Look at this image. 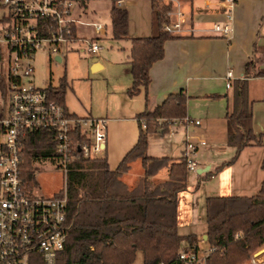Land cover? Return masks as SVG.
Here are the masks:
<instances>
[{"label": "trees", "instance_id": "trees-1", "mask_svg": "<svg viewBox=\"0 0 264 264\" xmlns=\"http://www.w3.org/2000/svg\"><path fill=\"white\" fill-rule=\"evenodd\" d=\"M0 0V4H1ZM112 1L111 36L121 40L128 36V12ZM152 12L153 34L132 38L128 65L132 78L127 90L132 97L144 91L145 109L136 115L139 134L135 145L115 169L105 156L72 161L66 174V218L68 231L56 264H132L138 252L141 264H184L177 260L182 242L196 245V235L178 233L177 196L187 191L188 171L184 158L147 156L148 136L166 133L175 119L187 116V96L183 90L170 94L159 105L148 108L147 87L152 64L163 58L164 42L174 38L162 30L169 19L162 0H148ZM257 62L246 64L242 78L231 82L230 106L226 117L233 129L227 144L235 147L234 156L218 167V172L233 164L249 146L264 147V133L252 128V101L248 80L264 75ZM66 78L57 87H49L54 100L64 106ZM74 116V115H73ZM56 156L54 131L39 130L23 141L21 175L28 187L37 185L35 174L40 164ZM140 159L143 175L133 187L121 177L130 163ZM168 168V178L153 184L151 177ZM264 173V153L261 161ZM214 173H206L208 179ZM206 243L215 249L208 264H241L264 245V176L254 196H209L205 199ZM239 233L240 237H235Z\"/></svg>", "mask_w": 264, "mask_h": 264}, {"label": "built area", "instance_id": "built-area-1", "mask_svg": "<svg viewBox=\"0 0 264 264\" xmlns=\"http://www.w3.org/2000/svg\"><path fill=\"white\" fill-rule=\"evenodd\" d=\"M86 1L2 0L0 4L4 10L0 17V264H56L68 231V165L81 158L104 157L107 119L68 114L52 98L51 86L38 87L32 82L33 62L39 52H46L56 62H61L74 47L91 57L98 54V41L106 35V25L91 23L96 35L90 39L75 33L74 10L85 6ZM124 1L134 0H117L115 5L121 7ZM226 2L232 8L236 0ZM160 7L166 8L169 19L162 30L174 38L179 36L189 22L180 0H162ZM226 17L231 20L229 14ZM213 29L223 36L231 31L229 25H215ZM225 79L226 88H230L231 71ZM174 123L186 128L181 156L187 171L196 174L197 151L207 141L202 133L191 134L188 127L200 126V121L186 116L173 120L170 126ZM39 130L55 133L56 156L44 163L62 173L64 182L60 190L48 196L37 195V185L28 187L21 175L23 141ZM214 249L208 244L185 243L176 257L184 264H208ZM241 264H264V249Z\"/></svg>", "mask_w": 264, "mask_h": 264}, {"label": "crops", "instance_id": "crops-1", "mask_svg": "<svg viewBox=\"0 0 264 264\" xmlns=\"http://www.w3.org/2000/svg\"><path fill=\"white\" fill-rule=\"evenodd\" d=\"M143 2L134 0L126 3L129 37L124 39L127 48L123 47L120 55H112L113 59L105 63L98 54L92 56L91 63L88 65L92 72L105 70L107 66L121 71L123 79L117 81V85L107 83L108 98L116 102L115 107L108 106L104 112L94 116L96 113L93 114L91 106L88 110L84 108V111L76 113L64 102V108L68 114L107 119L104 156L112 170L135 145L139 134L136 115L145 109L144 91L132 97L127 94L132 83L128 65L130 40L137 37H149L153 34L151 5L148 0L147 3ZM180 4L189 15V22L183 25V32L179 36L164 42L163 58L154 62L149 70L148 108L161 104L168 95L183 90L187 96V117L200 121V126H190L188 131L195 136L202 133L207 143L200 146L203 147L200 155V147L197 151L199 165L195 180L189 184L187 178V191L180 192L177 196V221L179 235H196L199 238L196 245L204 246L207 245L205 199L209 196H254L262 182V180L259 182L258 190H256L254 183L257 168L262 171L263 146L246 147L233 164L223 167L218 172L215 170L235 154V147L227 144V137L233 131L226 117L232 88H226L225 75L231 71L233 80L242 78L249 61L257 62V69L264 71V0H236L232 8L228 7L226 0H180ZM227 14L231 16L230 21L226 17ZM77 23L81 21L77 20ZM90 24L87 23L91 26ZM215 25L221 27L229 25L231 31L223 36L214 31ZM107 35L108 27L104 37ZM256 79L264 80V75L249 78L248 94L252 101L253 131L255 134H262L264 133V113H259L258 117L259 111L255 113L254 106L264 103V98L252 97L254 93L252 83ZM70 88L75 93L74 88L72 86ZM185 132L184 125L174 123L166 133L157 131L149 134L147 152L151 138L159 135L162 139L167 134L174 140V144L179 147V153L182 154ZM161 157L177 159L168 156L167 152ZM241 158H245L244 162L241 163L240 168H237ZM134 164H139L141 167V174L135 183L143 175L141 160L137 159L130 163L129 170L121 177L124 182V176L131 171ZM201 169L206 171L203 173ZM206 173L214 174L204 179L203 176ZM167 178L168 168H163L151 177V181L156 184ZM125 183L129 187L135 185V183L133 185ZM248 191H251V194H246ZM197 193L202 194L204 201V229L200 233L191 229L196 221L202 220L193 213L194 198ZM181 229H185L186 234H180Z\"/></svg>", "mask_w": 264, "mask_h": 264}, {"label": "rangeland", "instance_id": "rangeland-1", "mask_svg": "<svg viewBox=\"0 0 264 264\" xmlns=\"http://www.w3.org/2000/svg\"><path fill=\"white\" fill-rule=\"evenodd\" d=\"M140 1L147 3V0ZM126 3L127 1H124L121 7L128 10ZM111 8V0H87L85 2V6H77L74 10V17L77 18L76 20L81 21V23L76 24L75 33L78 37H86L87 39L94 37L93 29L91 26L87 25V23H100L108 27L107 37H102L98 41L101 47L98 52V56H100V59L104 61V63L111 61V59H113L112 55H120L122 53L123 47L126 46L127 48L125 39L117 41L114 40L112 36H110ZM3 13L4 10L0 9V17L3 15ZM127 37H129V34ZM79 49L80 47H74L66 54L61 62L54 61L52 57L49 58L46 52H39L35 56V60L33 62L34 72L32 75V82L38 87H57L60 80L62 78H66L67 88L64 97V102L66 105L71 110H75L76 113L84 111V108L88 110V108L91 106L93 108V114L96 113L94 116H98L97 114L104 112L106 107H115L116 105L115 101L113 102L112 99L108 98L107 83L109 82L110 84L117 85L118 83L116 82L121 81L123 76L120 70L111 69L107 66V64L105 70L92 72L88 68V65L91 63V56L81 52ZM71 86L74 88L75 93L71 91ZM252 86L254 91L252 97L254 96L256 99H263L264 80L256 79L252 83ZM259 108L260 110H258ZM254 111L255 113L259 111V117L261 113H264V103L254 106ZM157 137L155 136L149 141L150 148L147 152L148 156L161 157L165 156V152H167L168 156H173L175 158H178L182 155L179 153V147L174 144V140L170 138L169 135L165 134L162 139H160L161 137L159 135ZM202 151L203 147H200L199 155L202 153ZM244 159L245 158H241V162H239L240 164L237 166V168H240V165L242 162H244ZM139 174H141V167L139 164H134L131 171L125 175V179H123L128 184L133 185ZM263 176V171H260L257 168L256 180L254 183V188H257L256 190H258L259 182L263 179ZM195 177L196 175L193 172H188V183H193ZM35 178L37 182V189L35 193L37 195L48 196L57 192L64 186L62 173L53 170L48 163L40 164V167L37 168ZM250 192L251 191H248L246 194H251ZM212 194L214 195V193ZM194 200L193 213L197 217H201L202 220H198V222L195 220L196 222L191 229L195 230L196 233H200L201 230L204 229V201L202 194L197 193ZM179 232L180 234H186L187 231L185 229H181ZM183 244H185V242H182L181 246ZM263 249L264 245L254 251L251 256L260 253ZM246 261L247 260H245L243 263ZM141 262L142 254L138 252L135 261L132 264H141Z\"/></svg>", "mask_w": 264, "mask_h": 264}, {"label": "water", "instance_id": "water-1", "mask_svg": "<svg viewBox=\"0 0 264 264\" xmlns=\"http://www.w3.org/2000/svg\"><path fill=\"white\" fill-rule=\"evenodd\" d=\"M57 61H60V59L57 58ZM201 170H202L203 173L206 171V170H204V169H201ZM205 238H206V235H205Z\"/></svg>", "mask_w": 264, "mask_h": 264}]
</instances>
